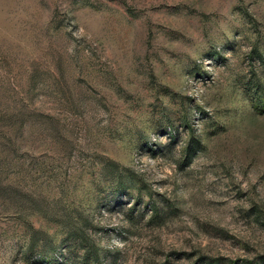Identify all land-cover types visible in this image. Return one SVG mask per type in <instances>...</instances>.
I'll list each match as a JSON object with an SVG mask.
<instances>
[{
    "label": "rangeland",
    "instance_id": "obj_1",
    "mask_svg": "<svg viewBox=\"0 0 264 264\" xmlns=\"http://www.w3.org/2000/svg\"><path fill=\"white\" fill-rule=\"evenodd\" d=\"M0 264H264V0H0Z\"/></svg>",
    "mask_w": 264,
    "mask_h": 264
}]
</instances>
